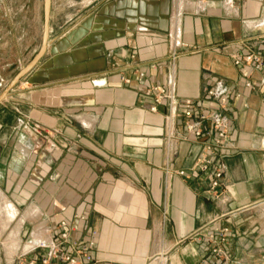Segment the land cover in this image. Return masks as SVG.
Returning <instances> with one entry per match:
<instances>
[{
  "label": "crops",
  "instance_id": "crops-1",
  "mask_svg": "<svg viewBox=\"0 0 264 264\" xmlns=\"http://www.w3.org/2000/svg\"><path fill=\"white\" fill-rule=\"evenodd\" d=\"M76 8L54 15L52 0L44 56L0 103V191L19 220L0 264L46 254L40 245L64 232L93 242L100 264H264V67L241 59L263 53L264 0ZM41 12L40 0H0V95L42 47ZM171 77L178 112H150L146 91ZM219 84L226 105L207 95ZM186 100L228 118L221 157L186 131ZM36 125L56 150L35 152ZM214 167L222 187L209 194ZM223 228L231 237L217 259L209 235Z\"/></svg>",
  "mask_w": 264,
  "mask_h": 264
},
{
  "label": "built area",
  "instance_id": "built-area-1",
  "mask_svg": "<svg viewBox=\"0 0 264 264\" xmlns=\"http://www.w3.org/2000/svg\"><path fill=\"white\" fill-rule=\"evenodd\" d=\"M175 38L177 40L178 35H175ZM175 47L176 45H174L171 54L172 61H175L178 56ZM241 59L247 64L255 65L256 68L264 67V50L261 54L249 52L242 56ZM235 63L238 65L240 59H237ZM243 74L245 77L249 75L248 71H244ZM140 76L143 77L144 74H140ZM174 84V78L171 77L167 86H152L146 91V96L151 101L150 112L156 113L158 107L163 104H167L172 113L176 114L178 112L180 105L175 95ZM247 86L251 87L249 83H247ZM207 95L219 101L221 105H226L228 102V90L227 87L222 84H219L215 89L208 90ZM182 107V114L188 120L185 127L186 131L197 139H204V144L209 154H213L214 149H218V155L221 157L222 154L220 150L225 149L229 141V132L227 130L228 118L220 114L212 115L208 112L198 111L195 102L191 100H186ZM206 121L211 123V129L206 130L202 127V123ZM31 130L38 138L35 142V152L42 149L46 144H48L50 151L57 149L56 145L50 143L47 137L42 134L40 126L36 125ZM212 131L215 133L214 138L212 141H208L209 137L212 135ZM211 165L212 161L205 158L198 164V168L201 171H205ZM179 174L184 175V172H180ZM223 175L224 169L222 167H214V174L210 182L211 188L208 191L209 194L222 187ZM61 226L65 227L66 224L62 223ZM95 237L96 235H94V238ZM230 237L231 232L228 228L210 233L209 240L214 244L212 252L215 258H225V246ZM92 247L93 242L91 241L85 246H79L78 243L71 242L68 233L64 232L58 239H53L49 243L40 245V248L48 250L46 254H37L32 258H26V260L22 261L20 264H100L91 254Z\"/></svg>",
  "mask_w": 264,
  "mask_h": 264
},
{
  "label": "rangeland",
  "instance_id": "rangeland-1",
  "mask_svg": "<svg viewBox=\"0 0 264 264\" xmlns=\"http://www.w3.org/2000/svg\"><path fill=\"white\" fill-rule=\"evenodd\" d=\"M89 2H91V0H53V13L54 15L73 14L77 9L76 5L80 7L82 4H84L86 6ZM43 3L44 0H40L41 7H43ZM41 17L42 21L40 23V29L44 24V12H41ZM8 200L9 199L6 198V196H4L0 191V258H5V256L12 257L14 249H16V245L14 244V234L17 235L19 220L17 217H15L16 219L12 220L11 222H7L8 211L11 210L10 205H12V202Z\"/></svg>",
  "mask_w": 264,
  "mask_h": 264
},
{
  "label": "water",
  "instance_id": "water-1",
  "mask_svg": "<svg viewBox=\"0 0 264 264\" xmlns=\"http://www.w3.org/2000/svg\"><path fill=\"white\" fill-rule=\"evenodd\" d=\"M51 7H52V0H44V37L40 51L32 59V61L18 73V75L11 81L9 86L6 88V90L0 95V103L7 98L9 93L29 72L32 71V69L39 63V61L44 56L50 36ZM0 160H1V151H0Z\"/></svg>",
  "mask_w": 264,
  "mask_h": 264
},
{
  "label": "bare ground",
  "instance_id": "bare-ground-1",
  "mask_svg": "<svg viewBox=\"0 0 264 264\" xmlns=\"http://www.w3.org/2000/svg\"><path fill=\"white\" fill-rule=\"evenodd\" d=\"M9 201V200H8ZM10 205V204H9ZM1 208V207H0ZM10 211H8V216H7V222H11L12 220L16 219V211L13 205H10ZM23 218V217H22ZM1 219V218H0ZM24 219V218H23ZM13 223V222H12ZM11 223V224H12ZM10 225V224H9ZM9 228V227H8ZM11 228V227H10ZM19 231V230H18ZM20 232V231H19ZM16 236V234H14V237ZM19 238V237H18ZM9 239V238H8ZM12 239V238H11ZM19 242V241H18ZM7 247V246H6ZM12 248V247H11ZM14 249V248H13Z\"/></svg>",
  "mask_w": 264,
  "mask_h": 264
}]
</instances>
